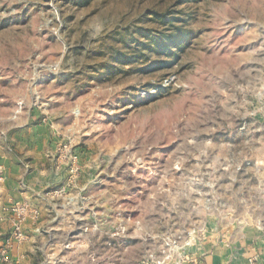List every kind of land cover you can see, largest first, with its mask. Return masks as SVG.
Masks as SVG:
<instances>
[{
  "label": "rangeland",
  "instance_id": "rangeland-1",
  "mask_svg": "<svg viewBox=\"0 0 264 264\" xmlns=\"http://www.w3.org/2000/svg\"><path fill=\"white\" fill-rule=\"evenodd\" d=\"M263 111L264 0H0V264H152L167 237L226 222ZM10 163L92 219L34 236Z\"/></svg>",
  "mask_w": 264,
  "mask_h": 264
},
{
  "label": "crops",
  "instance_id": "crops-1",
  "mask_svg": "<svg viewBox=\"0 0 264 264\" xmlns=\"http://www.w3.org/2000/svg\"><path fill=\"white\" fill-rule=\"evenodd\" d=\"M259 119L261 125L256 131L257 140L254 139L252 129L249 134H246L245 144L246 147H249L253 158L247 169L252 174L249 179L244 181L243 198L239 199L240 192H237L235 202L230 207L232 211L230 218L226 222L216 224L217 219L215 222L208 221L205 227L209 231V237L203 245L206 254L200 264H264V111L260 114ZM14 141L17 142L18 138L14 137ZM234 144L236 143L233 141L232 146ZM254 152L256 153L254 154ZM8 165L4 184L8 199L10 201L13 199L28 201L40 211L38 226H28L34 236L40 235L38 232L44 231L45 226L50 225L48 229L54 232L57 239L63 232L70 233L76 229L81 218L87 219V221L92 219L91 213L81 217L76 216L73 213L75 208L72 203H68L67 197L56 198V204H53L52 207L49 204L47 206V199L43 200L42 196L41 200L39 197L42 188L32 180V176L28 175L23 178L26 170H22L17 164L10 163ZM52 168V170L56 168V186L64 184L68 176L66 166L62 161L56 160V166L53 165ZM19 180H22L23 187L26 186L25 189L20 187ZM251 182L253 185L250 187L249 183ZM58 201L62 202L61 205L58 204ZM102 226H104L103 221H101ZM30 246L28 247L30 248ZM11 255V258L17 259L14 258V252ZM24 256H22L23 260H27ZM58 261L65 260L59 258ZM171 264L177 263L172 262Z\"/></svg>",
  "mask_w": 264,
  "mask_h": 264
},
{
  "label": "built area",
  "instance_id": "built-area-1",
  "mask_svg": "<svg viewBox=\"0 0 264 264\" xmlns=\"http://www.w3.org/2000/svg\"><path fill=\"white\" fill-rule=\"evenodd\" d=\"M59 152L63 159L68 164L69 171V185H73L80 174L79 158L74 155L71 149L69 141H62L59 144ZM68 160V161H67ZM250 165V163H248ZM65 192V189L57 190L53 195H60ZM29 206H23L21 211L24 220L27 215ZM39 212L33 211L32 218L37 219ZM209 237V231L206 227L199 228L197 231L189 233L187 236L183 235H172L164 239L161 246V251L158 257L151 256L152 264H171L176 262L177 264H200L202 258L205 256L203 250V245ZM14 240H27L25 234L18 230L16 231L12 238H9L8 242L11 243Z\"/></svg>",
  "mask_w": 264,
  "mask_h": 264
}]
</instances>
